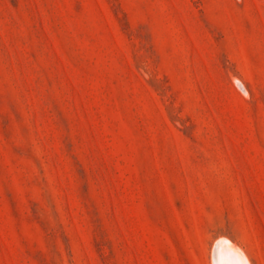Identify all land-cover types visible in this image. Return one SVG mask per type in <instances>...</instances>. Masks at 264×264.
Here are the masks:
<instances>
[{"label":"rangeland","instance_id":"1","mask_svg":"<svg viewBox=\"0 0 264 264\" xmlns=\"http://www.w3.org/2000/svg\"><path fill=\"white\" fill-rule=\"evenodd\" d=\"M222 242L264 264V0H0V264Z\"/></svg>","mask_w":264,"mask_h":264},{"label":"bare ground","instance_id":"2","mask_svg":"<svg viewBox=\"0 0 264 264\" xmlns=\"http://www.w3.org/2000/svg\"><path fill=\"white\" fill-rule=\"evenodd\" d=\"M219 247L217 264H252L248 257H244L245 254L239 252L241 250L238 251L228 242H222Z\"/></svg>","mask_w":264,"mask_h":264}]
</instances>
